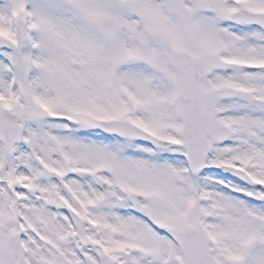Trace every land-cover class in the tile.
Returning <instances> with one entry per match:
<instances>
[{"label": "snow or ice", "instance_id": "1", "mask_svg": "<svg viewBox=\"0 0 264 264\" xmlns=\"http://www.w3.org/2000/svg\"><path fill=\"white\" fill-rule=\"evenodd\" d=\"M0 264H264V0H0Z\"/></svg>", "mask_w": 264, "mask_h": 264}]
</instances>
